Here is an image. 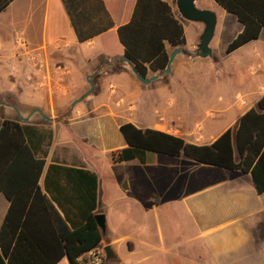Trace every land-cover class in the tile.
I'll return each mask as SVG.
<instances>
[{
  "label": "crops",
  "instance_id": "obj_1",
  "mask_svg": "<svg viewBox=\"0 0 264 264\" xmlns=\"http://www.w3.org/2000/svg\"><path fill=\"white\" fill-rule=\"evenodd\" d=\"M137 1L11 0L0 13V129L4 120H11L43 133L51 132V144L41 147L47 155L39 186L62 217L65 211L51 200L45 184L64 204L66 213L78 214L87 189L92 187L79 171L97 176L96 214L106 217L103 243L114 252L108 261L98 257L97 264H264V193L257 192L251 174L240 171L198 164V175L185 178L193 192L178 202L183 203L193 227L187 241L168 240L159 218L156 225L149 224L150 215L159 216V207L156 201H145L143 196L141 202H133L135 208L126 203L129 214L142 216L143 223L127 220L123 234L109 227L103 209L104 162L112 166L133 163L139 169L148 166L151 154H155H147L145 165L137 160L113 164L112 153L127 147L120 132L123 124L209 146L228 129L235 132L240 118L257 108L264 97V28L257 40L228 54V45L243 26L214 0H206L201 9L217 15L215 10L220 7L224 11L223 24L238 27L230 43L224 45L225 50L217 49L221 45L217 35L223 28H219L218 15L208 58L197 56L204 25L190 22L188 37L182 24L186 45H166L169 58L176 49L182 50L171 64V72L148 70L147 79L158 78L148 85L142 83L133 73V64L125 62L118 37V29L130 22ZM162 1L170 5L182 23L177 0ZM69 7L75 17H71ZM20 37L27 40V51L14 45ZM205 59L231 71L242 91L230 96L228 90L219 89L215 98L210 97L214 82L197 72V66L203 65L199 61ZM164 91L169 96H164ZM151 92L158 94L148 109L142 101ZM205 113L208 124L203 123ZM147 116L159 123L152 126L144 122ZM119 132L122 139L117 137ZM235 158L239 161L238 154ZM53 166L73 171L66 174ZM200 169L211 170L202 174ZM181 179L184 177L180 174L178 181ZM127 184L129 190L125 192L132 194L134 183ZM119 201L127 198L121 196ZM161 201L165 205L163 197ZM10 207L11 202L0 191V230ZM184 244L188 250L182 249ZM58 264L71 263L64 257Z\"/></svg>",
  "mask_w": 264,
  "mask_h": 264
},
{
  "label": "trees",
  "instance_id": "obj_2",
  "mask_svg": "<svg viewBox=\"0 0 264 264\" xmlns=\"http://www.w3.org/2000/svg\"><path fill=\"white\" fill-rule=\"evenodd\" d=\"M10 1L0 0V13ZM214 1L243 26V31L228 45V54L259 38L264 28V0ZM68 9L71 17H75L72 9ZM118 37L125 58L144 78L148 70L153 73L166 70L167 44L175 48L186 45L182 23L162 0H138L130 22L118 29ZM120 132L127 147L112 153L113 164L137 160L145 165L148 153L186 158L204 166L251 174L257 192L264 193V97L257 108L240 118L235 132L228 129L209 146L189 144L179 137L153 129L143 130L132 123L123 124ZM51 141V132L43 133L11 120L2 123L0 191L9 199L11 207L0 230V264H58L64 257L71 264H82L88 260L89 253L104 247L103 233L95 220L98 188L95 174L79 171L92 182V187L87 189L84 207L80 205L78 214L66 213L64 204L48 183L45 191L65 211L64 217L43 194L39 180L47 151L41 147H49ZM51 168L66 174L73 171Z\"/></svg>",
  "mask_w": 264,
  "mask_h": 264
},
{
  "label": "rangeland",
  "instance_id": "obj_3",
  "mask_svg": "<svg viewBox=\"0 0 264 264\" xmlns=\"http://www.w3.org/2000/svg\"><path fill=\"white\" fill-rule=\"evenodd\" d=\"M205 2L206 0H198V8H203L205 6ZM215 11H217L220 21L223 20L224 18L222 12L224 11L220 9V7H217V10ZM182 24L185 26L187 36L189 37V28L192 24L183 19ZM222 24L223 22L221 21L219 28H223L220 30V36L217 35V39L220 38L221 45L217 49L219 50V48H221L224 51V45L230 43L238 27L236 28L235 25L230 23V25L223 24L224 26H222ZM199 62H202L203 65L197 66V72H200V74L202 73L207 79H212L214 82V85L209 89L210 97L215 98L219 89L228 90L230 96L234 95L237 91H242L240 90L241 86L238 82L239 80L232 76L231 71L224 70L220 67V65L214 64L212 59H205ZM193 72L195 73V71ZM144 87L149 88V86ZM157 94V92L147 94V100H143L142 104L149 109L156 101L155 97ZM169 94L170 93L164 91L163 95L169 96ZM206 113V118L204 117L203 123L205 122V124H208L210 121H207ZM133 118L134 117H131L129 119L133 120ZM140 121H142V119H140ZM143 121L148 122L149 124L151 122L152 126L159 123L158 119H156V122L153 123V119L150 118V116L144 117ZM169 122H171V120H169ZM117 137L122 139L120 132L117 134ZM112 140H114V137ZM195 166H198V164L186 158L172 159L158 154H151L150 164L145 167H140L139 169L134 168L133 163L112 166L111 164L109 165L107 161L104 162L101 167V178L103 180L105 198V206L103 209L108 217V224L112 229V232H117L118 234L125 233L127 220L138 224L143 223L142 216H139L136 213L130 215L128 209V207L130 208L131 206L135 208L136 205H134V203L141 202V197L143 196L145 201L149 199H152V202L156 201L155 204L159 207V216L150 215L148 217L149 224L156 225L158 222L157 218H159V221L163 226V232H165V236L168 240H180L181 242L187 241V239H189L193 234V227L185 211L183 203L180 204L178 201L180 198L183 199L193 192L191 185H189L187 181L184 182V180L185 178H192L196 176V174L198 175L195 171ZM200 170L203 174L206 172L210 173L208 170L211 169ZM180 174L184 177V179L183 181L181 179L179 182L178 177ZM125 182L134 183L132 194L127 193L122 189ZM138 194L143 195L138 196ZM121 196L127 198V201H119ZM162 197L164 198L163 202L165 205H161ZM126 203L128 207H126ZM105 247L106 244H104L103 249ZM182 249H187L185 244Z\"/></svg>",
  "mask_w": 264,
  "mask_h": 264
},
{
  "label": "water",
  "instance_id": "obj_4",
  "mask_svg": "<svg viewBox=\"0 0 264 264\" xmlns=\"http://www.w3.org/2000/svg\"><path fill=\"white\" fill-rule=\"evenodd\" d=\"M198 0H177V10L183 20L192 23H198L204 25V30L200 38V43L197 46V56L200 58H208L212 55V50L210 44L214 38L216 27H217V15L209 10L199 9L197 6ZM182 52L181 49H176L169 58L168 66L164 71L166 74L171 72V64L173 63L175 57ZM125 62L130 63L129 59H125ZM133 73L135 76L144 84L148 85L152 81L157 80L158 76H154L150 79L144 78L138 74V72L133 68ZM75 105V104H74ZM124 191H128L129 187L127 182L122 186ZM95 220L98 228L105 234L106 231V217L104 214H97ZM105 260H111L114 257V252L111 246H106Z\"/></svg>",
  "mask_w": 264,
  "mask_h": 264
},
{
  "label": "built area",
  "instance_id": "obj_5",
  "mask_svg": "<svg viewBox=\"0 0 264 264\" xmlns=\"http://www.w3.org/2000/svg\"><path fill=\"white\" fill-rule=\"evenodd\" d=\"M13 43L17 48H21L24 51L28 50V42L25 38H22V37L17 38L14 40ZM88 257H89L88 260L82 261V264H97V258L105 257V251L103 248H99L96 251L89 253Z\"/></svg>",
  "mask_w": 264,
  "mask_h": 264
}]
</instances>
